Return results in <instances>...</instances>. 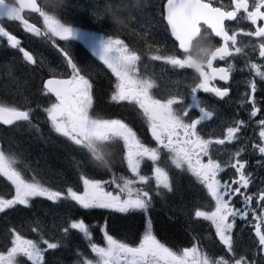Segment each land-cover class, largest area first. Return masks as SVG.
<instances>
[{
    "label": "snow or ice",
    "instance_id": "6c2138e0",
    "mask_svg": "<svg viewBox=\"0 0 264 264\" xmlns=\"http://www.w3.org/2000/svg\"><path fill=\"white\" fill-rule=\"evenodd\" d=\"M117 3L120 7L106 3L102 10L92 6L88 11L99 23L110 22L106 15L110 11L113 16L126 11L129 22L136 14L147 58L163 61L172 70L195 73L185 77L188 82L183 89H159L154 76L142 73V55L119 35H98L62 21L56 13L65 7V0H43V5L38 0H0V21L19 22L37 37L41 29L30 24L24 12L43 18V35L59 49L62 63L58 67L67 76L53 75L42 82L38 99L25 95L14 103L0 101V126H8L0 127V177L11 185L8 193L0 194V214L10 224L12 214L31 211L43 202L39 198L68 205L51 233L42 219L27 221L35 239L25 237L23 225L6 227L0 264H49L48 255L69 247L73 230L82 235L90 252L77 246L72 264H264V177L256 184L250 171L253 158L255 167L264 170V0H229L228 4L161 0L156 5L158 16L145 11L146 0L143 6L140 0L134 5ZM163 21L161 37L157 30ZM55 37L80 40L111 71L115 81L110 80L103 90L104 102L132 111L154 143L144 142L129 118L96 114L100 102L96 79L87 65H80L67 48L56 45ZM0 38L23 53L28 65L39 67L34 55L3 25ZM197 43L212 47L206 62L193 70L190 53ZM249 47L258 56L249 55ZM237 58L243 65L239 69L228 62ZM216 61L226 66L216 67ZM245 70L240 93L229 81L234 72ZM216 81L224 84L217 86ZM201 92L212 94L211 101L202 99ZM233 103L238 111L222 121L221 133L205 132L207 121L219 119V106ZM40 112L45 114L43 119ZM45 123L47 136L41 127ZM21 124L45 144L55 145V136L62 141L60 147L74 148L102 171L89 170L86 159L72 157L76 163L71 174L60 172L63 187L54 190L38 178L46 169L31 168L25 152L3 147V132ZM8 140L11 143L14 137ZM115 142H122V147L113 159L105 149ZM28 171L36 174L29 176ZM205 199L208 210H201ZM81 210L98 217L96 228L103 233L105 246L93 242L90 226L77 217ZM161 210L165 212L162 219L156 215ZM202 221L210 222L214 232H198L195 225ZM124 222H131V227ZM118 231L124 232L120 239L115 238ZM129 235L135 239L128 240ZM165 235L185 237L189 246L174 250L162 238Z\"/></svg>",
    "mask_w": 264,
    "mask_h": 264
},
{
    "label": "rangeland",
    "instance_id": "374dc122",
    "mask_svg": "<svg viewBox=\"0 0 264 264\" xmlns=\"http://www.w3.org/2000/svg\"><path fill=\"white\" fill-rule=\"evenodd\" d=\"M166 0H163L165 2ZM109 0H65V7L58 11L56 14L62 21H68L72 24V26L80 28L81 30L84 31H92L97 33L98 35L104 34V36L107 35H116L115 33L117 31H113V23L109 22L108 20L103 21V23L97 22L93 16L90 14L88 9L92 6H95L99 9H103L105 4L108 3ZM116 2H119V0H116ZM161 0H146V9L145 11L152 12L154 16H158V12L156 10V5L160 3ZM223 3L228 4L229 0H222ZM43 5V0L42 3ZM85 9L81 11V9ZM81 13L80 20L84 22H88L90 20V17L93 18V24L96 27L95 29H91L89 26L90 25H84L81 24L80 22L76 20H72V16H70L71 10H77ZM134 19H132L131 22H129L128 27L124 28V34L126 38L130 39V41L136 40V44L138 45L139 49L136 48L137 51H140L142 53L143 59H142V64H141V71L143 74L147 76H154L157 85L159 86V89L161 90H168V89H175V88H184V84L187 83L188 81L185 80V77L190 78L191 76L195 75V73L190 70V69H184V70H172L170 65L164 64L163 61H151L150 59L147 58L146 53H148V49L145 43L144 39H141V34L143 33V29L140 27L139 24L136 22V14H133ZM35 24L38 26L40 25L43 32L45 31V26L43 24V18L37 15L36 17L30 18ZM85 19V20H83ZM108 22L111 26V29L107 30H98L102 28V26ZM249 23V22H245ZM164 25L165 22L160 24L158 28V34L159 36L163 37L165 35L164 33ZM11 27V32L15 35H23V38L20 40L21 41V46L25 48L26 51H29L31 54L34 55V57L38 61V65H28L26 61L23 60V53H20L17 49H12L7 45V41L5 38H0V53L5 52L4 57H0V59H3V62L0 63V80L3 79L5 83L9 84V86L13 89L22 93L24 92L25 89H28V86L30 85V79L28 77V74H25V67H29L27 70H32L33 68L36 69L35 72H40L44 71L46 72L47 75H50L49 77H53L55 75L56 77L60 78H67L66 74L61 75L63 73V67H58L59 64L62 63V61L59 58V49L57 47H54L52 45V42L47 38L44 37L43 35L37 37L32 33H29L26 31V29L23 26H15V29H12ZM113 29H117L116 27H113ZM118 30V29H117ZM121 29H119L120 31ZM120 36V35H119ZM56 41V45L59 47H65L69 51L72 49L73 44L75 45H80L81 51L83 53L82 60H88L87 57L91 55L90 49L86 47L80 40H73L70 42L62 41L58 37L54 38ZM128 40L129 45H132ZM135 42V41H134ZM151 42V41H149ZM212 43L215 44L216 40L213 39ZM170 46V45H169ZM201 45L197 43L194 49H198ZM155 47H162V45L157 44ZM249 55L253 56H258V53L253 52V50L249 47L247 49ZM229 63H234L236 64L237 68L239 69L240 67H243L240 58H237L235 60H229ZM216 66H226L225 62L223 61H216L215 62ZM10 69H11V74H10ZM161 69H165V71H161ZM90 70L92 68L90 67ZM96 70L98 68L96 67ZM70 72V69L68 70ZM94 71V70H92ZM34 72V73H35ZM37 74V73H36ZM40 78L41 76L37 74ZM247 76V71L241 73L240 71H236L232 74V80L230 84L232 85L233 90L239 88L240 93L244 91V84H243V79ZM96 78V76H95ZM175 80H180L182 83L176 84L173 81ZM240 82L239 84L237 82ZM216 83V82H215ZM217 86H219L218 83H216ZM16 91V92H17ZM4 93H7V91L4 90ZM233 95L234 100L236 99L235 91L230 93ZM156 95L159 96V91L156 92ZM202 99L211 101L212 94H205V93H200L199 94ZM39 98V95H38ZM18 100H22L21 98H18ZM220 115L219 119L214 117L212 120H209L206 122L207 127L204 129L205 132L208 133H215V135H219L221 133V128H222V121L225 119L230 120L233 116V113H236L238 111L237 105L235 103L230 104V105H223L221 104L220 106ZM127 111H123L125 114ZM100 118H106L104 116H100L98 113H96ZM44 113L43 116H41V119L44 118ZM198 115V113H197ZM122 118V117H120ZM125 118V117H123ZM135 118V117H134ZM136 119V118H135ZM131 121V120H130ZM131 123L135 126L134 130L136 129V120L131 121ZM16 130H11V131H4L3 136H4V141H3V147L5 150H11L12 152L15 153H20V152H25L27 154V163L29 164L31 160H36L37 168L36 169H43V165L41 163V159L45 162L46 166V172L47 176L49 179L54 180L56 178V173H55V168H54V163L56 159V148L55 145L53 144H45L42 140L36 139V134L33 132L32 129L28 128L26 125L24 126H18ZM44 134L48 130V125L42 124L41 125ZM248 135L251 136L252 132L249 130ZM258 135V133H257ZM34 139H32L31 137ZM46 136V134H45ZM8 137H14V140L10 143L8 140ZM18 142V144H17ZM154 143V142H153ZM109 144L107 146L108 150L109 148H113ZM119 145L122 146V142H119ZM114 149V148H113ZM60 151V150H59ZM69 154H75L76 151L72 147L64 146L63 150ZM116 154V152H115ZM114 154V155H115ZM82 154H80L79 158L81 159ZM76 157V156H75ZM78 160V159H77ZM76 163L72 159V166ZM251 164L255 167V159L253 158L251 160ZM30 165V164H29ZM44 166V167H45ZM147 165H144L145 167ZM31 167V165H30ZM32 168V167H31ZM256 168V167H255ZM256 170H259L256 168ZM27 175H35V172L28 171L26 173ZM45 175V172H43L38 178H41V176ZM261 177V176H260ZM260 177L254 178V182L256 184L260 183ZM184 183L187 185L188 181L187 179L184 180ZM49 184L52 186L56 185V182L50 181ZM82 185V184H81ZM11 190V185L10 183L4 178L0 177V194H6ZM41 201H44V198H39ZM53 203V202H52ZM74 203V202H73ZM55 204V203H53ZM40 207V206H38ZM33 210L36 209V205L32 208ZM37 212H41L44 214L43 219H44V224L48 231L51 233L52 231H55L56 225L59 224V216L61 215V212L58 210L53 211L52 213L46 214L45 211L41 209H37ZM0 217H4V214H0ZM10 220V219H9ZM27 222H25L26 226ZM204 230L214 232V228L210 227V222L208 221H202L200 223ZM6 228V227H5ZM4 228V229H5ZM78 231V230H75ZM142 236V235H141ZM76 235L71 237V240L69 241V244H74L77 243L78 241H75ZM78 239V237H77ZM0 244H2V240H0ZM189 246L188 243H185L183 247ZM182 247V248H183ZM180 248V247H179ZM181 248V250H182ZM86 251V250H84ZM64 252H69V251H64ZM93 256L95 254H92Z\"/></svg>",
    "mask_w": 264,
    "mask_h": 264
},
{
    "label": "trees",
    "instance_id": "16d2710c",
    "mask_svg": "<svg viewBox=\"0 0 264 264\" xmlns=\"http://www.w3.org/2000/svg\"><path fill=\"white\" fill-rule=\"evenodd\" d=\"M7 85H9L8 83H7ZM105 88H104V86H103V88H102V91H101V93H100V102L98 103V105H99V107H100V109L102 110L103 109V107H105L106 108V106H107V108L106 109H111L112 110V108H114L112 105H110L109 103H105L104 102V95H105V93L103 92V90H104ZM4 94V93H3ZM19 97L18 96H16V99H18ZM117 151L118 150H120L121 149V146H119L118 148H115ZM60 150V149H59ZM59 150H57L56 149V159H55V161H53V163H54V168H55V173H56V178L58 179V180H60L61 178H60V176H59V173L60 172H65V173H67V174H71V173H69V171H71V166H72V161H71V159H72V157L73 156H71V154H69V153H67V152H65V151H59ZM106 151V150H105ZM107 152V151H106ZM112 155V154H111ZM112 158L113 159H116L115 158V156H113L112 155ZM90 165H93L94 166V164L92 163V162H88V166H89V170H90ZM96 171H102V170H100V169H96ZM105 179H107L108 177L107 176H105L104 177ZM185 184V183H184ZM186 185V184H185ZM80 188H81V190H82V187L80 186ZM156 207H157V209H159L160 208V203L159 202H157V205H156ZM29 213H32V212H29ZM156 215L159 217V218H164L165 217V212L163 211V210H161V211H158L157 213H156ZM25 216H27V215H25ZM77 217L78 218H82V219H84V221H85V223L87 224V225H89L90 226V229L92 230V236H93V238L95 239V241H98V240H102V238H103V233L102 232H100V231H98L97 230V228H96V226H97V224H98V217L97 216H95V215H89V214H87L85 211H83V210H81V212H79V213H77ZM124 224H126L128 227H131V222H124ZM158 226V225H157ZM110 234H112V233H110ZM124 235V232L123 231H118L116 234H115V238H118V239H120L122 236ZM163 239H170V240H172V241H174V242H178V241H183L184 239H186L185 237H180V238H175V239H173V238H171V237H168V236H164V237H162ZM135 239V237L134 236H132V235H129L128 236V240H134Z\"/></svg>",
    "mask_w": 264,
    "mask_h": 264
},
{
    "label": "clouds",
    "instance_id": "9594fccd",
    "mask_svg": "<svg viewBox=\"0 0 264 264\" xmlns=\"http://www.w3.org/2000/svg\"><path fill=\"white\" fill-rule=\"evenodd\" d=\"M108 3L114 4L116 7H120V3H117L116 0H109ZM121 3L125 4H135L136 0H121ZM141 6L145 4V0H140ZM109 17L110 22L114 24L117 29H124L128 24L130 17L126 11L119 12L118 15L113 16L112 12L106 13ZM134 19V17H131ZM211 43L204 44L200 46L198 49H192L190 53L191 61H192V68L195 70L198 65H201L206 62L208 55L211 52Z\"/></svg>",
    "mask_w": 264,
    "mask_h": 264
},
{
    "label": "water",
    "instance_id": "95a60500",
    "mask_svg": "<svg viewBox=\"0 0 264 264\" xmlns=\"http://www.w3.org/2000/svg\"><path fill=\"white\" fill-rule=\"evenodd\" d=\"M25 11H28V10H25Z\"/></svg>",
    "mask_w": 264,
    "mask_h": 264
}]
</instances>
